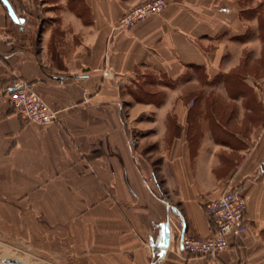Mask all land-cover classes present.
I'll return each mask as SVG.
<instances>
[{
    "label": "crops",
    "instance_id": "obj_1",
    "mask_svg": "<svg viewBox=\"0 0 264 264\" xmlns=\"http://www.w3.org/2000/svg\"><path fill=\"white\" fill-rule=\"evenodd\" d=\"M8 1L24 22L0 1V236L57 264H264V0H164L120 33L152 0ZM17 80L56 123L17 115ZM226 191L249 232L183 253Z\"/></svg>",
    "mask_w": 264,
    "mask_h": 264
},
{
    "label": "built area",
    "instance_id": "obj_2",
    "mask_svg": "<svg viewBox=\"0 0 264 264\" xmlns=\"http://www.w3.org/2000/svg\"><path fill=\"white\" fill-rule=\"evenodd\" d=\"M166 7L164 0H152L138 5L126 12L117 22L115 32H125L141 21L159 15ZM108 76V73H105ZM11 106L18 116L30 123L48 126L58 121L55 112L38 94L24 82L12 83L8 93ZM246 203L234 191L224 192L218 199L210 201L205 212L215 233L207 239H194L183 235L180 241L181 251L196 257H215L229 248L232 234L243 235L250 227L245 220ZM184 227V222L180 223Z\"/></svg>",
    "mask_w": 264,
    "mask_h": 264
},
{
    "label": "rangeland",
    "instance_id": "obj_3",
    "mask_svg": "<svg viewBox=\"0 0 264 264\" xmlns=\"http://www.w3.org/2000/svg\"><path fill=\"white\" fill-rule=\"evenodd\" d=\"M23 240L22 237L13 239L0 236V252L4 253L8 250L7 253H9L6 257L0 258V264H13L15 261L23 264H57L63 261L56 260L55 257H47L46 254L40 252L38 244L31 248L32 246L25 244ZM65 263L68 262L65 261Z\"/></svg>",
    "mask_w": 264,
    "mask_h": 264
},
{
    "label": "water",
    "instance_id": "obj_4",
    "mask_svg": "<svg viewBox=\"0 0 264 264\" xmlns=\"http://www.w3.org/2000/svg\"><path fill=\"white\" fill-rule=\"evenodd\" d=\"M1 3L6 7L7 9V13L8 15L10 16V18L16 22V23H23L24 20L23 19H20L18 18V16L16 15V13L14 12L12 6L10 5L9 1L8 0H0ZM15 264H18L17 261H15Z\"/></svg>",
    "mask_w": 264,
    "mask_h": 264
},
{
    "label": "bare ground",
    "instance_id": "obj_5",
    "mask_svg": "<svg viewBox=\"0 0 264 264\" xmlns=\"http://www.w3.org/2000/svg\"><path fill=\"white\" fill-rule=\"evenodd\" d=\"M6 250V249H5ZM8 251V250H7ZM7 251L6 252H4V253H2V252H0V258H3V257H6L9 253H7ZM23 258V257H22ZM24 259V258H23ZM23 259H22V261H23ZM27 259V258H26ZM25 260V259H24ZM17 263L18 264H23V263H20V262H18L17 261ZM26 263H28V262H26ZM31 263V262H30ZM13 264H15V263H13ZM29 264V263H28Z\"/></svg>",
    "mask_w": 264,
    "mask_h": 264
}]
</instances>
